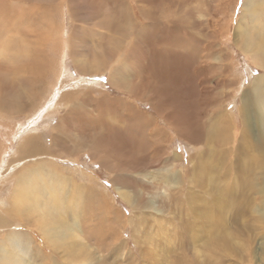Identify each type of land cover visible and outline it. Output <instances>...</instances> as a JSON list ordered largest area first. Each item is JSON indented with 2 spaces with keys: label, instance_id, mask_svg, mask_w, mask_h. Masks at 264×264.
<instances>
[{
  "label": "rangeland",
  "instance_id": "374dc122",
  "mask_svg": "<svg viewBox=\"0 0 264 264\" xmlns=\"http://www.w3.org/2000/svg\"><path fill=\"white\" fill-rule=\"evenodd\" d=\"M249 2L0 0V264H264Z\"/></svg>",
  "mask_w": 264,
  "mask_h": 264
},
{
  "label": "bare ground",
  "instance_id": "6f19581e",
  "mask_svg": "<svg viewBox=\"0 0 264 264\" xmlns=\"http://www.w3.org/2000/svg\"><path fill=\"white\" fill-rule=\"evenodd\" d=\"M250 2L248 3L249 4V6L251 7L252 6V9H251V15H252V17H253V25H251V27H253V29H251L250 28V30H245V32H244V36H243V38L240 40L241 41V44H242V47L246 50V52H250V53H252L253 54V56H254V58L257 60V62H259L258 64H259V66H261V67H264V35L262 36V34H263V32H264V30H263V27H261V23H263V21H262V18H261V16L260 15H258V14H260V12L258 11V8H257V6L259 7L260 5H258V4H256V1H254V0H249ZM260 16V17H259ZM179 18V17H178ZM250 21V20H249ZM249 23V22H248ZM251 23V22H250ZM17 33V32H16ZM242 34H243V32H242ZM240 35H241V33H240ZM256 36L258 37H260L258 40H256ZM262 36V37H261ZM240 37V36H239ZM241 38V37H240ZM23 44V43H22ZM14 49V48H13ZM4 52V51H3ZM17 53V52H16ZM223 68V67H222ZM219 78V80L218 81H216L217 82V84L219 85V84H222V86H227L228 85V82H231V81H229V80H226V78H225V76L222 74L220 77H218ZM70 82V81H69ZM122 84V83H121ZM67 85V84H66ZM52 89V88H51ZM249 90V89H248ZM249 92H250V94H249ZM63 99V98H62ZM252 99H254V100H252ZM241 113L243 114V116H244V129H243V136H244V134L246 133V132H249V129H248V124L250 123V121L252 120H254L255 118H256V120H255V122L257 123V121H259L260 122V124L261 123H263L264 122V78H260L258 81L256 80L255 81V83H254V87H253V89L252 90H250V91H245L244 92V102H243V104H242V106H241ZM252 110L253 111H255V113L254 112H252ZM257 111H259L260 112V114L259 115H257L256 113H257ZM111 119V118H110ZM221 121V120H220ZM254 122V121H253ZM251 125V124H250ZM218 126H220V125H218ZM260 129V128H259ZM259 132V131H258ZM215 133V132H214ZM214 133H211L210 134V136H209V139L211 140V139H213V138H215V136H214ZM237 135V134H236ZM221 136H223V135H221ZM247 137V139H246V141L247 142H249L248 140V136H246ZM243 138V137H242ZM258 138H261L260 139V146H261V153H263L264 154V133H260V135H259V137ZM257 138V139H258ZM254 142H256V141H254ZM263 142V143H262ZM252 143H253V141H252ZM257 143H258V141H257ZM245 140H244V142H243V147H245ZM26 145H28V144H26ZM252 146V145H251ZM253 146H254V148H256L257 147V144L255 145V144H253ZM243 147H239L240 149H241V151H245V152H247V154H250L251 153V150L250 149H248L249 151H247V150H245ZM260 148V147H259ZM239 149V150H240ZM244 152V153H245ZM252 154V153H251ZM262 154V155H263ZM251 158H252V156H251ZM250 159V158H249ZM251 162H252V160H251ZM259 162V165H257L258 166V168H259V170H261V172L264 174V160L263 161H256V162H254L253 163V165L255 166L257 163ZM16 163V162H15ZM243 163H244V161H243ZM176 166V165H175ZM201 166V165H200ZM233 166V165H232ZM240 167H241V165H239ZM238 167V166H237ZM233 168V167H232ZM244 167H243V171H244ZM52 170V169H51ZM253 169L252 168H249V169H247V170H245L247 173L248 172H253L252 171ZM244 173V172H243ZM247 173H246V175H247ZM250 173V174H251ZM249 174V173H248ZM256 174V173H255ZM262 174V175H263ZM243 176H245V175H243ZM255 176V175H254ZM169 177V176H168ZM40 178H42V174L41 173H37V174H35V180H37V186H39V184L41 183V182H38V180L40 179ZM212 179V178H211ZM236 179H237V177H236ZM241 179V178H240ZM34 180V181H35ZM23 181H24V179L22 180V178H21V180H20V182H19V185L17 186V189L15 190V193L13 194L14 195V201H13V205H15L16 206V208H19V211H20V209H22L23 207L25 208V204H27L28 205V203H29V201H27L28 200V198H29V196L31 195V189H34V188H37V186L35 185V183L33 182L32 183V185H26V184H23ZM250 178L249 179H244V178H242L241 180H239V181H237V183H236V186L237 185H239L240 187H241V189L243 190V192H247V191H252V190H255L257 187H255V183H251L250 184ZM25 183V182H24ZM26 183H28V182H26ZM29 183H31V182H29ZM48 183V182H47ZM43 184H45V182L43 183ZM19 186H21L20 188H19ZM25 186H31V189H26V190H24V188H25ZM32 186H35V187H32ZM240 187H239V191L241 192V190H240ZM235 188V187H234ZM238 188V187H237ZM254 188V189H253ZM35 190V189H34ZM79 190V189H78ZM237 190V189H236ZM54 191V190H53ZM33 192V191H32ZM59 192V191H58ZM77 192V191H76ZM49 193V192H48ZM122 194H123V196L124 197H126L128 200H132V198H131V191H122L121 192ZM19 195L18 197H16L15 195ZM61 194V193H60ZM59 194V195H60ZM133 194V193H132ZM240 194V193H239ZM91 195V194H90ZM234 195V194H233ZM32 196V195H31ZM36 196V195H35ZM38 196V195H37ZM37 198V197H36ZM235 198V197H234ZM233 198V199H234ZM75 200H77V202L79 203V204H81L82 203V198L81 197H76L75 198ZM27 201V202H26ZM54 201V200H53ZM26 202V203H25ZM59 202V201H58ZM131 202V201H130ZM70 203H71V201H70ZM31 205H32V207H36V208H38V202H31ZM31 205H29V206H31ZM232 205V204H231ZM235 205V204H234ZM55 206H58V205H55ZM91 206V205H90ZM31 207V208H32ZM30 209V208H29ZM80 209H82V208H80ZM93 209V208H92ZM78 210V209H77ZM83 210V209H82ZM195 210V209H194ZM233 210V209H232ZM199 212H200V210H199ZM205 212L206 211H202V214H205ZM85 215H86V213H84ZM62 215V214H61ZM234 215V214H233ZM63 216V215H62ZM81 216H84V215H82L81 213H75V216H74V220H72L71 221V224H69V225H66V226H62L61 225V227L59 228H54V235H59L60 236V234L63 232V234H65V231H67V234H71L72 233V235H74V237L73 236H71V237H73V238H75L76 236H78L79 234H77L76 233V231L78 230V228L80 227L79 226V223L81 222ZM200 216V215H199ZM61 217V216H60ZM209 217H211V216H209ZM235 218H236V215L234 216ZM63 218V217H62ZM210 219H212V218H210ZM83 220V219H82ZM36 221H37V219H36ZM35 221V222H36ZM53 221V220H52ZM86 221H88V222H90V219L88 218ZM43 222V221H42ZM59 222V221H58ZM39 223H40V221H39ZM45 223H43L42 225H44ZM59 224V223H58ZM223 224V223H222ZM60 225V224H59ZM45 226V225H44ZM47 229H48V227L47 226H45ZM52 229V227L51 228H49V230H51ZM41 230V229H40ZM45 230V229H44ZM49 230H47V232H50ZM62 230V231H61ZM44 232V231H43ZM81 233V232H80ZM52 234V233H51ZM50 234V235H51ZM226 234V233H225ZM62 235V234H61ZM231 236V235H230ZM57 237V236H56ZM65 237V236H64ZM225 237V236H224ZM224 237H223V239H224ZM63 238V237H62ZM47 239H48V236H47ZM67 239V238H66ZM69 239V238H68ZM77 239H78V237H77ZM13 240H16L15 238L13 239ZM46 240V239H45ZM49 240V239H48ZM56 240V239H55ZM79 240H80V238H79ZM225 240V239H224ZM231 240V239H230ZM50 241H52V240H50ZM60 242V241H59ZM226 242V241H225ZM227 242H229V241H227ZM227 242H226V244H227ZM13 243V242H12ZM58 243V242H57ZM62 243V242H61ZM64 243V242H63ZM230 244H232V242L230 243ZM73 245V244H72ZM228 245V244H227ZM230 246V245H229ZM16 247V246H15ZM70 247V246H69ZM79 247V246H78ZM76 248V247H75ZM228 248V247H227ZM233 248H234V246H233ZM65 249H67V248H65ZM68 250H69V248H68ZM79 250V249H78ZM232 250V249H231ZM237 250V248H235V251ZM6 253V252H5ZM85 258V257H84ZM16 259H17V261L16 262H13L12 264H27L26 263V261H27V259H26V253L25 252H23L21 249H19V250H17V256H16ZM79 261V260H84L83 259V257H82V254H78V256L76 257V261ZM7 262V261H6Z\"/></svg>",
  "mask_w": 264,
  "mask_h": 264
},
{
  "label": "snow or ice",
  "instance_id": "6c2138e0",
  "mask_svg": "<svg viewBox=\"0 0 264 264\" xmlns=\"http://www.w3.org/2000/svg\"><path fill=\"white\" fill-rule=\"evenodd\" d=\"M241 2H243V0H241Z\"/></svg>",
  "mask_w": 264,
  "mask_h": 264
}]
</instances>
